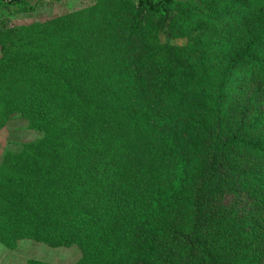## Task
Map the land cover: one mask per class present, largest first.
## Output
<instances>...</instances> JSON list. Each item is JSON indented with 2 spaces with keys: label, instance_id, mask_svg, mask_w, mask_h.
Returning a JSON list of instances; mask_svg holds the SVG:
<instances>
[{
  "label": "trees",
  "instance_id": "1",
  "mask_svg": "<svg viewBox=\"0 0 264 264\" xmlns=\"http://www.w3.org/2000/svg\"><path fill=\"white\" fill-rule=\"evenodd\" d=\"M175 1L116 0L127 34L120 51L133 50L136 37L145 42L147 18L173 27ZM1 2L27 10L25 0ZM233 5L241 17L226 7L206 14L207 22L227 17L243 34L220 72L209 73L201 56L202 79L176 78L194 51L165 46L177 58L164 66L162 53L150 59L157 80L129 74L147 68L134 59L119 66L124 72L110 78V89L105 78H83L101 85L95 95L33 94L31 121L42 137L21 143L31 151L12 161L19 175L9 179L7 194L23 198L5 208L11 236L23 231L51 247L77 245L87 264L264 261V109L230 133L222 128L232 76L245 70L244 80L257 84L247 101L264 97V0ZM35 69L47 74L42 63ZM74 80L55 84L70 88ZM13 241L7 245L15 247Z\"/></svg>",
  "mask_w": 264,
  "mask_h": 264
},
{
  "label": "rangeland",
  "instance_id": "2",
  "mask_svg": "<svg viewBox=\"0 0 264 264\" xmlns=\"http://www.w3.org/2000/svg\"><path fill=\"white\" fill-rule=\"evenodd\" d=\"M234 1L177 0L170 9L172 22H175L173 27L147 18L141 26L146 34L145 42L141 43L136 37L134 49L123 52L120 51L122 41L127 39V34L123 11L116 0H25V11L0 3V165L4 160L0 166V264H87L85 250L77 245L51 247L24 238L23 231L11 236L12 224L4 217L5 208L23 198L16 199L18 193L7 194L9 179L19 175L12 161L17 155L31 151L20 144L42 137V132L31 121L33 94L44 95L46 92L51 96L71 90L78 93L79 99L84 92L95 91V95L101 85L97 86L93 81L81 83L83 78H105V89H110L113 85L110 78L124 72L119 66L122 63L127 66L134 59L148 65L142 70L130 69L129 74L157 80L158 68L152 67L154 63H150V59L155 57L154 62L162 53L159 60L164 66L167 60L177 58L176 52L169 49L164 52L165 46L179 48V53L187 49L194 51L184 65L177 67L176 78L186 75L192 83L202 79L201 64L198 63L201 56L207 59L209 73L212 67L220 72L242 43L243 34L236 24L228 23L227 17L207 22L206 14L226 7L234 16L241 17L237 7L231 6ZM217 42L219 44L215 46ZM205 46L209 50L202 54ZM39 63L46 67L47 74L35 69V64ZM245 73L241 70L239 75L232 76L227 86L226 117L222 126L225 132H232L238 123L249 122L264 109V97L247 101L257 84L244 80ZM67 78L75 79L70 88L55 84L67 81ZM155 84L158 86L151 81L149 86ZM212 86L206 84L204 90H210ZM80 104L79 100L74 102L76 108ZM22 110L27 111L26 115ZM10 238L18 240L13 241L15 247L7 245ZM257 264H264V261H257Z\"/></svg>",
  "mask_w": 264,
  "mask_h": 264
}]
</instances>
